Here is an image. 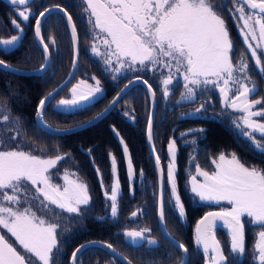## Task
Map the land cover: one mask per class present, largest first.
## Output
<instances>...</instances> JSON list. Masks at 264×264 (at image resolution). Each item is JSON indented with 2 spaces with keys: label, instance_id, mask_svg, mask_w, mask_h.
Returning a JSON list of instances; mask_svg holds the SVG:
<instances>
[{
  "label": "flooded vegetation",
  "instance_id": "af4514ba",
  "mask_svg": "<svg viewBox=\"0 0 264 264\" xmlns=\"http://www.w3.org/2000/svg\"><path fill=\"white\" fill-rule=\"evenodd\" d=\"M210 3L225 21L229 38L233 44V63L237 64L243 56L248 64V80H244L239 71L235 75L249 86L255 85L257 91L250 99L262 101L254 108V110H260L264 107V73L251 58V53L243 42L240 32L242 22L233 18L236 6L233 0H210ZM56 5L63 7L72 16L80 46L79 64L72 80L46 107V109L51 107L58 120H56L57 123L60 118L68 121L66 119L86 109L94 112L97 106L99 108L93 116L95 117L114 100L126 85L136 81L144 83L147 80L148 84L153 86L155 96L153 97L143 84L133 85L105 118L90 127L100 129L106 135L101 134L94 140L76 142L74 147L66 141L58 140L60 136H54V139H50L44 145L37 141L34 143L26 136L22 126L17 127L19 129L17 135L11 124H4L2 121V117L10 115L11 112L8 104L0 99V136L7 141L6 149L19 146L21 150L45 159L55 158L57 155L63 156L64 159L60 160L55 168L50 169L52 183L62 189L65 186L63 176L67 173L70 180H78L87 185L90 201L88 205L80 206L79 215L63 212L54 205L51 206L54 211L45 215L46 220L49 218V222L59 225L57 228L58 252L54 250L51 264H72V253L81 245L89 242H103L111 245L132 264H182L185 259L187 264H211V250L206 256L203 248L201 246L198 248L196 245V226L199 220L209 212H219L230 205H212L201 202L190 190V179L191 176L196 175L197 164L202 170L213 171L215 166L212 161L221 153L227 156L234 153L245 166H254L264 170V153L256 149L233 123V121H240L244 114L233 111L230 107H222L219 89L211 84L197 89L194 100L187 95L182 98L181 94L185 93L184 81L182 75L177 74L174 76L173 84L169 85L171 89L169 95L165 97L159 72L125 71L117 75L111 69L106 68L103 58L92 52L94 43L101 52L104 51L103 34H97L94 40V33L88 23L89 15L84 11L85 5L82 0H31L28 6L31 16L27 22L18 17V11L24 6H14L0 0V40H10L13 36L19 37L18 41L7 46L8 48L0 45V55L16 54L18 56L20 51L25 49L26 53H23L27 55V58L20 60L18 64L27 65L29 68L19 67V69L43 68L46 59L37 40L36 19L39 18L40 12L54 8ZM13 20L20 24L22 31L16 28ZM63 25L67 27L64 17L57 12L49 14L44 19L41 25V38H43V44L48 45L49 63L40 75L20 77H38L40 81L46 82L45 79L48 80L54 76L58 54L63 52V47L67 48L66 46L69 45L72 50L70 32L67 27V36ZM53 40L55 43H52ZM36 48L39 52L37 55ZM261 61L264 65V56H261ZM69 72L70 70L57 86L67 78ZM164 72L166 74L167 70ZM93 77L100 81L99 87L102 91L99 93L92 91L96 87ZM73 89H76L75 98L78 106H58L61 99H73ZM233 92H235V86ZM97 94L100 96L96 101L85 105L91 102L90 100ZM82 95H88V100L81 99ZM151 97L154 99V113L151 129L152 140L149 142L147 129L151 112ZM197 109L200 110L197 111ZM123 110H127L128 114L123 113ZM43 118L46 123L50 124L45 112ZM254 119L264 122V117H254ZM69 122L66 124H70ZM114 129L119 133L123 144L117 138ZM11 135H16V141L7 139ZM255 135L257 140L264 143V138H261L258 133ZM170 141H175L174 171L177 192L184 206L183 217L179 216L174 201L170 198L167 184V169L171 160L168 149ZM125 146H127L134 173L131 179L129 178L128 161L124 154ZM112 156L115 157L117 165L115 177L111 167ZM157 157L160 160L159 169L156 165ZM161 169L164 184L165 219L163 224L159 217ZM141 170L143 175L140 174ZM116 179H118L117 214L113 217L112 201L106 197L105 193L110 194ZM197 180L201 181L202 177L197 176ZM133 213L136 215L133 216ZM242 221L245 234L243 254L235 257L231 254V238L228 231L221 226L214 230L215 239L219 241L225 256L228 257L226 264H259L255 245L260 229L251 224L247 217H242ZM144 229L151 231L144 232L143 240H133L130 237L126 240L123 235L125 232ZM0 231H3L9 241L15 244L14 238H11L6 230L0 229ZM168 236L187 248L186 256L184 251L170 242ZM149 239H154L156 244L150 245ZM15 246L20 250L18 245ZM32 260L34 264H41L36 257H32ZM76 264L123 263L100 248L88 247L78 255Z\"/></svg>",
  "mask_w": 264,
  "mask_h": 264
},
{
  "label": "snow or ice",
  "instance_id": "6c2138e0",
  "mask_svg": "<svg viewBox=\"0 0 264 264\" xmlns=\"http://www.w3.org/2000/svg\"><path fill=\"white\" fill-rule=\"evenodd\" d=\"M11 3L14 6H24L18 11V17L24 22L29 21L31 13L28 6L31 0H11ZM83 4L84 11L89 15L88 23L94 33V40L97 34H103L104 51L101 52L94 43L92 52L103 58L106 68L117 75L125 71L159 72L165 97L169 95V85L173 84L177 74L182 75L184 81L185 93L181 94L182 98L187 95L194 100L197 89L213 85L219 89L222 107H230L233 111L244 114L240 121L233 123L256 149L264 153V143L257 140L255 135L258 133L264 138V122L254 119L264 117V107L254 110L255 105L261 104L262 101H252L250 97L257 91L255 85L249 86L235 75L239 71L244 80H248V64L243 56L237 64L233 63V44L225 21L217 14L210 0H83ZM233 4L236 6L233 18L242 22L240 32L243 42L251 53V58L264 73L261 61V56H264V0H233ZM54 7L64 13L69 23L72 22V16L63 7ZM51 10L45 9L39 13V17H44L45 13ZM41 23V19L37 18V37L41 36ZM13 24L22 31L16 20H13ZM72 33L75 42L77 35L74 24ZM18 39L19 37L13 36L10 40H0V44L7 47ZM41 43H44L43 38ZM47 48L48 45H45V52ZM4 63L0 60V65ZM164 70H167L166 74ZM92 79L96 81V87L92 91L101 92L100 81L95 77ZM113 79H116L115 75ZM144 83L148 84V81L145 80ZM148 91L155 96L150 84ZM52 95L50 93L48 97L41 99L37 111L38 119L43 118L42 110ZM75 97L76 89H73V99H61L58 106L77 107L78 101ZM80 98L88 100V95H82ZM116 99H119V94ZM2 121L4 124H11L8 115H4ZM151 129L152 117L149 116V142L152 140ZM16 133L19 134L18 128ZM7 139L16 141V135ZM6 143L5 138L0 136V229L6 230V233L14 238L15 244L0 231V264H34L32 257H36L41 264H51L54 250L58 252L59 225L46 220L45 215L54 211L51 207L53 205L63 212L79 215L80 206L88 205L90 201L87 185L78 180H70L69 175L65 173V186L61 189L52 183L50 169L55 168L58 161L64 159L63 156L45 159L21 150L19 146L6 149ZM121 143L123 144V140ZM168 149L171 157L167 169L168 189L179 216L183 217L184 206L177 192L174 171L175 141L169 142ZM124 153L127 157V146L124 147ZM212 163L215 167L211 172L196 165V175L190 179V190L200 201L216 204L226 202L230 207L219 212H209L201 219L196 229V245L198 248L203 245V253L206 256L211 250V264H226L228 257L225 256L219 241L215 239L217 221H222L223 226L228 229L231 254L235 257L245 251L242 217H247L251 224L260 229L255 249L259 264H264V170L245 166L234 153L230 156L221 153ZM156 165L159 169V157L156 158ZM111 167L115 177L117 165L114 156ZM128 172L131 179L134 173L130 157ZM140 174L143 175L142 170ZM197 176L203 177V180L198 181ZM159 180V217L163 224L165 217L162 169ZM30 192L33 194L29 195ZM105 195L112 201L111 212L115 217L118 179L114 181L110 194L106 192ZM38 212L41 214L38 215ZM135 215L136 213H133V216ZM146 231L151 230L130 231L125 235L133 240H143ZM148 243L154 245L156 241L149 239ZM15 245H18L20 250ZM84 247L81 245L72 253L73 264H76L77 254ZM179 248L184 249L186 256L187 248L183 244H180ZM182 264H187L186 259Z\"/></svg>",
  "mask_w": 264,
  "mask_h": 264
},
{
  "label": "trees",
  "instance_id": "16d2710c",
  "mask_svg": "<svg viewBox=\"0 0 264 264\" xmlns=\"http://www.w3.org/2000/svg\"><path fill=\"white\" fill-rule=\"evenodd\" d=\"M63 29L66 32L67 27L63 25ZM66 47L67 48L63 47V52H60L57 56L56 71L54 76L48 80L45 79L46 82L40 81V78L38 77H20L0 69V93L1 95L6 93V97L2 95L0 99L3 102H7L13 115L20 119L21 126L25 129L24 132L27 135L29 134V138H35V141L40 143H42V140L44 139L46 141V139H54L55 137L42 131L36 124V107L40 100L52 89H54L70 70V66L72 64V50L70 45ZM36 49L35 53L37 55L39 52L38 49ZM23 52L26 53V50H21L18 56L16 54L12 56L0 55V60H3L5 63L15 67L29 68L27 65L22 66L18 64L20 60L22 61L24 58H27V55ZM95 108L97 110L94 112H90V110L86 109L84 112L72 116L70 120L66 119L68 121L59 120V123L56 122L57 119L53 114L54 112L51 107L47 108L44 112L45 116L47 118L49 117V121L47 119L46 120L54 127L69 128L84 123L88 119L92 118L98 112L99 107L96 106ZM69 121H71V123ZM68 122L70 124L67 125L66 123ZM101 134L106 135L104 131L93 127L71 135L60 136L58 137V140L66 141L71 145V147H74L76 146V142L94 140Z\"/></svg>",
  "mask_w": 264,
  "mask_h": 264
},
{
  "label": "water",
  "instance_id": "95a60500",
  "mask_svg": "<svg viewBox=\"0 0 264 264\" xmlns=\"http://www.w3.org/2000/svg\"><path fill=\"white\" fill-rule=\"evenodd\" d=\"M8 4H12L11 3V0H2ZM83 1V0H82ZM52 9L50 12H46L45 13V16L44 17H39L41 19V21L43 22L44 19L51 13H54V12H57V13H60L62 14V16L64 17L65 21H66V24H67V27H68V30L70 32V35H71V41H72V53H73V58H72V64H71V69H70V72L67 76V78L59 85L57 86L55 89H53L50 93L53 94L52 97L50 99H48L46 101V104H45V107L44 109L42 110L43 113H44V110L46 109L47 105L49 103H51L54 98L61 92V90L72 80L77 68H78V64H79V57H80V46H79V40H78V36H77V40L74 42L73 40V33H72V25L74 24L73 20L71 23H69L67 17L64 15L63 12H61L58 8H50ZM42 25V23H41ZM76 35H77V32H76ZM37 40H38V43L40 44L41 48L43 49L44 51V54H45V66L41 69H36V70H24V69H19V68H16V67H13L7 63H4L3 65H0V69L4 70V71H7V72H10L12 74H15V75H18V76H37V75H40L46 68V66L48 65L49 63V53L48 51L45 52V45L43 43H41V36L40 37H37ZM143 84L146 89L148 90V86L143 83V81H136V82H133L129 85H127V87H124L122 90L123 91H120L119 93V99H116L117 96L114 98L115 100V103H113V101L101 112L99 113L98 115H96L95 117H93L92 119L82 123V124H79L77 126H74V127H69V128H57V127H53L51 125H49L48 123L45 122L44 118L42 119H38L37 117V112H36V122L38 124V126L44 131L46 132L47 134H50V135H53V136H67V135H71V134H74V133H77L79 131H82V130H85L87 128H90L92 127L93 125L97 124L99 121H101L103 118H105L110 112L111 110L116 106V104L121 100V98L129 91V89L135 85V84ZM48 93L45 97H48L49 94ZM100 95H96L93 99H91L89 103H86L85 105H88L94 101L97 100V97H99ZM44 97V98H45ZM43 98V99H44ZM151 112H150V116L152 117V120H153V113H154V99L153 97H151ZM40 104V103H39ZM82 104V103H80ZM85 105H81V106H85ZM39 107V105H38ZM38 107H37V111H38ZM203 179V177H202ZM203 203H207V204H212V205H218L214 202H206V201H201ZM220 204H226V202H221ZM207 215V214H206ZM205 215V216H206ZM204 216V217H205ZM203 218V217H202ZM201 218V219H202ZM201 219L199 220V222L201 221ZM198 222V223H199ZM197 223V225H198ZM218 226H221L223 229L227 230V228H225L223 226V222L222 221H217V227ZM196 229H197V226H196ZM126 233V232H125ZM125 233H123V235L125 236L126 240H129ZM196 233V231H195ZM170 242L177 248H179V243L173 239L171 236H168ZM85 247L77 254V257L78 255L86 248L88 247H97V248H100L104 251H106L107 253L111 254L112 256L116 257L118 260H120L123 264H129V260H127L119 251H117L114 247H111L109 248L108 245L109 244H106V243H103V242H89V243H86V244H83ZM202 248H203V245H200ZM180 250L184 251V249H181L179 248ZM72 264H73V260H72ZM132 264V263H131Z\"/></svg>",
  "mask_w": 264,
  "mask_h": 264
},
{
  "label": "rangeland",
  "instance_id": "374dc122",
  "mask_svg": "<svg viewBox=\"0 0 264 264\" xmlns=\"http://www.w3.org/2000/svg\"><path fill=\"white\" fill-rule=\"evenodd\" d=\"M1 46H3V47H6V46H4L3 44H0ZM6 48H8V47H6ZM10 65V64H9ZM12 66V65H11ZM13 67H15V66H13ZM16 68H19V67H16ZM51 92V91H50ZM49 92V93H50ZM4 97H6V93L5 94H2ZM2 95H1V93H0V98L2 97ZM6 104H8L7 102H5ZM59 105V104H58ZM9 106V105H8ZM7 108V107H6ZM9 109H10V106H9ZM10 112H11V109H10ZM9 112V113H10ZM123 113H127L128 114V111L127 110H123ZM9 116V118H10V121H11V125L14 127H12L14 130H16L17 129V127L19 128L20 126H21V121H20V119L19 118H17L15 115H13V113L11 112L10 113V115H8ZM71 119V118H70ZM69 119V120H70ZM60 120H65V119H62V118H60ZM50 125V124H49ZM7 127V126H6ZM8 129H11V127L9 128L8 127ZM83 131V130H82ZM38 135H39V133H37ZM115 134H117V131H115ZM28 138H29V134L28 135H26ZM117 136V138L119 139V141H121L120 140V138H119V135H116ZM34 143H36V139L35 138H30ZM50 139H46V141H45V139L44 140H42V145H44L46 142H48ZM125 154V153H124ZM126 157V156H125ZM127 158V161H128V158H129V156H127L126 157ZM59 162V161H58ZM203 180V179H202ZM201 180V181H202ZM46 218V217H45ZM47 220H49V218L47 219Z\"/></svg>",
  "mask_w": 264,
  "mask_h": 264
}]
</instances>
